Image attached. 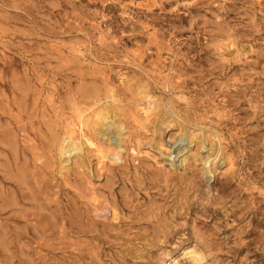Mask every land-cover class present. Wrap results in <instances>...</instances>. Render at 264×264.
Segmentation results:
<instances>
[{"label": "rangeland", "instance_id": "374dc122", "mask_svg": "<svg viewBox=\"0 0 264 264\" xmlns=\"http://www.w3.org/2000/svg\"><path fill=\"white\" fill-rule=\"evenodd\" d=\"M0 264H264V0H0Z\"/></svg>", "mask_w": 264, "mask_h": 264}, {"label": "bare ground", "instance_id": "6f19581e", "mask_svg": "<svg viewBox=\"0 0 264 264\" xmlns=\"http://www.w3.org/2000/svg\"><path fill=\"white\" fill-rule=\"evenodd\" d=\"M116 96V95H115ZM112 98H114L113 96H112ZM149 99V98H148ZM148 99H143L142 100V103H145V106H143V108L145 109V111L148 113L149 112V110H152V104H151V102H150V100H148ZM112 101V100H111ZM140 101V100H139ZM117 103V102H116ZM139 103H141V102H139ZM114 105H112V104H110L109 102H106V104L104 105V106H102L100 109H99V111H98V115H100V119H101V121H102V127H104V130L106 131V129H110V135H108V137L110 138V141H111V139H117V141L119 142V141H122L121 139H120V135L118 134V128L120 127V126H122V123H121V120L119 119V118H117V116H116V114L114 115L113 114V109H112V107H113ZM153 106H155V105H153ZM157 106V105H156ZM119 108V107H118ZM120 108H121V105H120ZM124 109V108H123ZM156 109V108H155ZM164 109V108H163ZM167 112L168 113H174V111H173V109H171V108H168L167 107ZM154 111H156V110H154ZM176 112V111H175ZM155 114V113H154ZM165 114H166V112H165ZM172 115H175V113L174 114H172ZM179 115V114H178ZM157 116H158V114H157ZM176 117V116H175ZM180 117V116H179ZM101 123V122H100ZM156 123V122H155ZM154 123V124H155ZM174 126V123L173 122H170V121H167V122H164V121H159V118H158V122H157V130H158V132H159V136H160V138H159V144H166V142L164 141V134L166 133V130H167V128L168 127H170V126ZM101 125H99V127H100ZM154 127H155V125H154ZM97 128V127H96ZM124 128V127H123ZM100 129V128H99ZM102 129V128H101ZM98 130V129H97ZM203 131V130H202ZM201 133V132H200ZM106 134V133H105ZM155 134V133H154ZM84 135H85V133H84ZM195 137V134L193 133V131L192 132H190V131H188V133L187 132H184V133H182L181 135H180V140H179V143H178V145L177 146H175V149L173 150V151H171L169 148H166V149H168L167 151H169V153L171 154V156H174L176 159H179L180 160V157H179V149H181V146H187V145H189L192 141H193V138ZM153 138V137H152ZM70 139V138H69ZM84 139H85V137H84ZM71 140V139H70ZM109 140V139H108ZM157 141V140H156ZM114 142V141H113ZM121 143V142H120ZM119 143V144H120ZM180 145V146H179ZM158 146H160V145H158ZM184 147V148H185ZM82 148H83V145H82V142L81 141H79V139H78V141H73V142H70L69 143V140H68V138H66V137H64L63 138V140H62V143H61V145H60V147H59V149H60V153H61V162L64 164V166H66L68 163H70V161H72V156H71V152H73V151H78L79 153L81 152V150H82ZM102 148V147H101ZM162 148V147H161ZM160 148V149H161ZM184 148H183V150H184ZM162 149H165V148H162ZM162 149H161V151H162ZM160 151V152H161ZM67 152H69L68 153V155H67ZM74 152V153H75ZM78 152H76V154L78 153ZM82 153V152H81ZM168 153V152H167ZM216 153V152H215ZM102 154V153H101ZM78 155V154H77ZM82 155V154H81ZM79 156H80V154H79ZM170 156V155H169ZM222 153L221 154H217L216 155V159H217V161H218V163H222V162H224V159L222 158ZM173 157V158H174ZM102 158V157H101ZM172 160V159H171ZM184 160V158L182 159V161ZM185 160H186V157H185ZM62 166V165H61ZM212 173V172H211ZM213 175L214 174H211V177H213ZM108 209V206L107 205H103V208L101 209L100 207H98V206H96V214H97V216H100L101 215V213H102V211H104V210H107ZM115 216H116V214H114Z\"/></svg>", "mask_w": 264, "mask_h": 264}]
</instances>
